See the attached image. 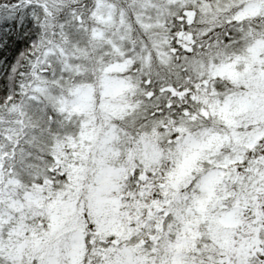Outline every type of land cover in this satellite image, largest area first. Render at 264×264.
Masks as SVG:
<instances>
[{"label":"snow or ice","instance_id":"snow-or-ice-1","mask_svg":"<svg viewBox=\"0 0 264 264\" xmlns=\"http://www.w3.org/2000/svg\"><path fill=\"white\" fill-rule=\"evenodd\" d=\"M0 264H264V0H0Z\"/></svg>","mask_w":264,"mask_h":264}]
</instances>
